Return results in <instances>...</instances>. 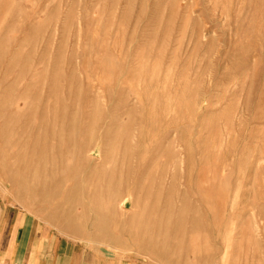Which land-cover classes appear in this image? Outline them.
Wrapping results in <instances>:
<instances>
[{"label":"rangeland","instance_id":"rangeland-1","mask_svg":"<svg viewBox=\"0 0 264 264\" xmlns=\"http://www.w3.org/2000/svg\"><path fill=\"white\" fill-rule=\"evenodd\" d=\"M0 203L113 264H264V0H0Z\"/></svg>","mask_w":264,"mask_h":264},{"label":"crops","instance_id":"crops-1","mask_svg":"<svg viewBox=\"0 0 264 264\" xmlns=\"http://www.w3.org/2000/svg\"><path fill=\"white\" fill-rule=\"evenodd\" d=\"M111 259L42 226L29 212L0 203V264H113Z\"/></svg>","mask_w":264,"mask_h":264},{"label":"bare ground","instance_id":"bare-ground-1","mask_svg":"<svg viewBox=\"0 0 264 264\" xmlns=\"http://www.w3.org/2000/svg\"><path fill=\"white\" fill-rule=\"evenodd\" d=\"M124 204H125V201L122 200L121 202L119 201L117 205H119L120 207H123ZM113 206H114V205H113ZM124 208H125V207H124ZM121 210H122V209H121Z\"/></svg>","mask_w":264,"mask_h":264}]
</instances>
